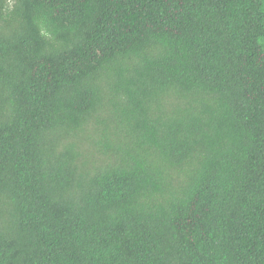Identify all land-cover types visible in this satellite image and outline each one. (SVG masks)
I'll list each match as a JSON object with an SVG mask.
<instances>
[{
  "label": "trees",
  "instance_id": "obj_1",
  "mask_svg": "<svg viewBox=\"0 0 264 264\" xmlns=\"http://www.w3.org/2000/svg\"><path fill=\"white\" fill-rule=\"evenodd\" d=\"M0 264H264V0H0Z\"/></svg>",
  "mask_w": 264,
  "mask_h": 264
}]
</instances>
